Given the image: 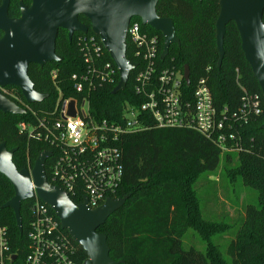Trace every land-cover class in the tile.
Returning <instances> with one entry per match:
<instances>
[{
	"label": "trees",
	"instance_id": "obj_1",
	"mask_svg": "<svg viewBox=\"0 0 264 264\" xmlns=\"http://www.w3.org/2000/svg\"><path fill=\"white\" fill-rule=\"evenodd\" d=\"M219 1L159 0L157 15L173 20L179 40V45H171L165 59H161L163 36L147 26L141 25V28L158 37L159 69L183 73L188 66L190 83L182 86L188 101L198 82L206 80L214 106L218 111H226L227 124L234 122L233 131L239 137L240 148L223 153L194 129L157 128L151 120L148 130L122 136L118 146L122 150L123 179L114 198L128 199L97 230L106 236L110 257L116 264H264V97L245 60L233 22L226 26L224 56L218 64L215 26ZM20 2L26 6L31 4V0H11L10 18L20 17ZM134 19L140 22L139 18ZM79 20L88 26L87 34L75 33L69 40L67 32L59 30L56 54L61 57L60 62L42 68L29 66L28 77L34 90L48 95L46 100L27 104L19 89L2 91L26 113H0V143L4 142L8 150L15 149L13 163L18 171L31 170L39 155L53 153L45 165L49 183L55 149L43 140L21 134L18 125L24 122L37 127L38 119H58V99H80L71 80L73 74L85 70L78 38L94 35L88 21L84 17ZM96 39L100 43V39ZM131 47L128 41L126 57L137 68L130 73L125 90L118 94L113 91L119 83V72L102 48V63H109L115 74L112 83L98 87L91 96V111L98 119L120 121L128 107L144 102L135 92L134 79L144 62L134 55L136 49ZM53 73H56L55 79ZM256 98L260 104L259 115L248 113L244 108L247 99ZM203 176L211 185L209 199L220 212L215 218L206 216L196 191V184ZM221 181L225 183L222 192L226 202L241 207L237 220L226 211V202H221L218 184ZM239 182L257 194L258 205L240 206V199L236 195L233 198ZM13 197L12 185L0 174V227L7 228L11 252L23 261L30 252L28 234L35 200L22 204L20 233L13 211L4 208ZM72 201L79 204L81 197H72ZM63 232L70 238L67 231ZM192 233L205 246L204 252L190 246ZM224 236L230 239L227 245L220 240ZM74 246L76 263L84 264L87 260L84 251L75 242Z\"/></svg>",
	"mask_w": 264,
	"mask_h": 264
},
{
	"label": "built area",
	"instance_id": "obj_2",
	"mask_svg": "<svg viewBox=\"0 0 264 264\" xmlns=\"http://www.w3.org/2000/svg\"><path fill=\"white\" fill-rule=\"evenodd\" d=\"M140 22L131 20L127 43L144 62L134 77L135 92L143 97V104L128 107L120 121L98 119L92 114V94L98 87L112 83L115 71L109 63H102L104 46L101 40L100 46L97 36L79 37L85 70L73 74L71 80L80 99H58V119H38L37 127L24 122L18 125L21 134L43 140L55 149L49 168L50 184L62 188L71 200L81 197L79 204L86 201L93 210L108 199H117L114 195L123 179L120 138L148 130L150 120L157 128L194 129L223 153L240 148L239 137L233 131L234 122L227 124L226 111H218L214 106L206 80L198 82L188 101L182 90L186 84L183 73L158 68V37L143 31ZM52 78H56V73ZM71 102L75 117L68 116ZM244 108L259 115L258 98L247 99ZM51 154L48 160L53 157ZM33 200V221L28 234L30 252L19 261L18 255L11 252L7 228L0 227V264H77L74 241L63 232L52 208L36 197Z\"/></svg>",
	"mask_w": 264,
	"mask_h": 264
},
{
	"label": "water",
	"instance_id": "obj_3",
	"mask_svg": "<svg viewBox=\"0 0 264 264\" xmlns=\"http://www.w3.org/2000/svg\"><path fill=\"white\" fill-rule=\"evenodd\" d=\"M200 1V0H198ZM159 0H31L30 6L20 2V17L8 15L11 0L0 5V113L24 115L19 107L2 93L5 88L19 89L27 104L41 103L48 95L38 93L28 77L30 65L44 67L62 59L56 54L59 30L68 34H87L89 28L82 24L84 17L90 31L97 36L119 72V83L113 94L125 90L130 73L136 64L126 57L127 31L132 19L139 18L143 26L159 32L164 39L161 59L168 55L173 44L179 45L172 19L157 15ZM216 21V49L220 65L224 56L226 26L233 22L239 33L241 49L253 77L264 97V0H220ZM189 68L184 67L183 78L189 85ZM68 116L75 117L74 103L69 104ZM264 128V125L262 126ZM15 149L8 150L0 143V174L4 175L14 190V197L4 208H10L22 233V204L36 197L52 208L61 228L84 251V264H116L110 257L107 238L97 230L120 209L128 199H108L97 209H90L86 201L75 204L59 186L48 182L45 165L50 152H44L33 168L18 171L13 163Z\"/></svg>",
	"mask_w": 264,
	"mask_h": 264
},
{
	"label": "rangeland",
	"instance_id": "obj_4",
	"mask_svg": "<svg viewBox=\"0 0 264 264\" xmlns=\"http://www.w3.org/2000/svg\"><path fill=\"white\" fill-rule=\"evenodd\" d=\"M30 6V5H29ZM205 176L201 177L199 180V183L196 185V191L198 193V196L201 200L202 208H204V211L206 213V216L208 218H215L217 215L220 214V212L217 209V206L213 201H211L209 198L210 195V190H211V185L208 182H205ZM211 180H217V178H211ZM221 189L219 190V197L221 199L222 203H225V196L223 195V187L225 186V183L221 181L218 183ZM235 194L232 193L233 198L235 199V195L237 196L238 199H240L239 204L242 206V204L247 205H258V196L257 194L252 191L251 189L244 187L241 182L237 183L236 191L234 192ZM226 211L229 212L231 217H233V220H237L239 218L238 214L242 212L241 207H236L232 205V203H227L226 202ZM191 233V232H190ZM222 242H225L227 245L228 242L230 241L228 236H224L223 238L220 239ZM192 243V244H191ZM190 246L196 247L197 249L201 251H205V246L202 244L200 239L196 234L193 235L192 233V242L189 241Z\"/></svg>",
	"mask_w": 264,
	"mask_h": 264
},
{
	"label": "flooded vegetation",
	"instance_id": "obj_5",
	"mask_svg": "<svg viewBox=\"0 0 264 264\" xmlns=\"http://www.w3.org/2000/svg\"><path fill=\"white\" fill-rule=\"evenodd\" d=\"M82 24H84V23H82ZM88 24H89V22H88ZM84 25H86V24H84ZM90 25V24H89ZM87 26V25H86ZM88 27V26H87Z\"/></svg>",
	"mask_w": 264,
	"mask_h": 264
}]
</instances>
